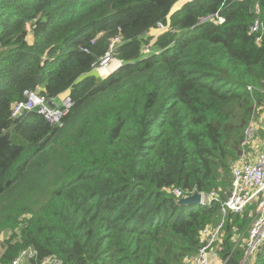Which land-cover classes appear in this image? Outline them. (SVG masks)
<instances>
[{
  "label": "trees",
  "instance_id": "1",
  "mask_svg": "<svg viewBox=\"0 0 264 264\" xmlns=\"http://www.w3.org/2000/svg\"><path fill=\"white\" fill-rule=\"evenodd\" d=\"M177 1L0 0V264L28 247L27 264H185L219 224L264 113V27L250 32L264 0ZM118 36L122 64L101 77ZM26 89L71 96L61 126L12 116ZM174 188L218 200L178 205ZM257 209L227 212L213 245L225 264H242ZM246 264H264V245Z\"/></svg>",
  "mask_w": 264,
  "mask_h": 264
},
{
  "label": "built area",
  "instance_id": "2",
  "mask_svg": "<svg viewBox=\"0 0 264 264\" xmlns=\"http://www.w3.org/2000/svg\"><path fill=\"white\" fill-rule=\"evenodd\" d=\"M256 12L260 14V5L256 4ZM216 18L219 22L224 21L219 13L209 14L200 18L199 22H204L208 19ZM161 28H165L161 23ZM264 27V22L258 15L250 26L251 33H258ZM260 36H257L256 40H259ZM121 37H115L111 44L110 49L101 57L100 61L94 64V68L107 67L115 54V51L119 45ZM252 90V86H249ZM24 98L16 102L12 107V116L14 118H20L28 111L36 110L42 114L48 122L53 126H61L63 117L66 116L71 107L74 104L70 95H65L60 103H56V98L47 99L41 95L38 90L26 89L24 91ZM50 101L54 105L50 104ZM257 110L252 115L251 120L244 130V141L242 143V154L233 163V181L230 189V193L227 199L221 202L222 218L219 224L214 228H204L201 234L204 239V243L200 247L197 256L194 260L185 264H225L227 260H224L219 256L218 252L214 249L213 245L218 236L219 230L222 228L225 217L228 211L242 212L245 206L253 201L258 200L257 214L253 218L246 242V255L242 261V264H246L249 257L255 255L264 245V151L257 152L250 151L248 146H255V141L258 138V131L260 123L256 118ZM264 115V113H263ZM177 198H180L183 191L180 188L173 189ZM203 203H211L213 200H218V195L215 191L210 193L203 192ZM37 255V251L33 247H28L12 260L9 264H22L23 261L34 258ZM40 264H61V261L55 257H45L41 260Z\"/></svg>",
  "mask_w": 264,
  "mask_h": 264
},
{
  "label": "rangeland",
  "instance_id": "3",
  "mask_svg": "<svg viewBox=\"0 0 264 264\" xmlns=\"http://www.w3.org/2000/svg\"><path fill=\"white\" fill-rule=\"evenodd\" d=\"M185 1H187V0H178L177 3L174 5L172 11L179 8ZM157 31L159 33V32H161V29H158ZM148 51H150V48L148 49ZM121 64H122V62L116 56H114L111 63L107 67H99L95 70V73L101 77H105L110 72H112L117 67H119ZM57 98H56V103H60L61 101L58 100ZM256 118H257L258 123H260V122L262 123L264 121V115L257 116V114H256ZM259 141H262V143H263L264 137L261 136L260 138H257L258 143H259ZM249 150L254 151L253 148H250ZM9 235H10V233L8 232V230H6L3 234L0 235V255L4 251V243L3 242ZM27 263H28L27 260L22 262V264H27Z\"/></svg>",
  "mask_w": 264,
  "mask_h": 264
},
{
  "label": "water",
  "instance_id": "4",
  "mask_svg": "<svg viewBox=\"0 0 264 264\" xmlns=\"http://www.w3.org/2000/svg\"><path fill=\"white\" fill-rule=\"evenodd\" d=\"M51 105H54L50 101ZM178 205H200L203 203V193L198 189H195L192 193L184 194L176 200Z\"/></svg>",
  "mask_w": 264,
  "mask_h": 264
},
{
  "label": "crops",
  "instance_id": "5",
  "mask_svg": "<svg viewBox=\"0 0 264 264\" xmlns=\"http://www.w3.org/2000/svg\"><path fill=\"white\" fill-rule=\"evenodd\" d=\"M66 94H62V95H60V96H58V100H62L63 99V97L65 96ZM260 128H259V131H260V129L263 127L264 128V126H263V124L260 122ZM259 136V135H258ZM256 150H257V152H261V151H264V141H263V143H262V141L259 143V147H257L256 148Z\"/></svg>",
  "mask_w": 264,
  "mask_h": 264
},
{
  "label": "clouds",
  "instance_id": "6",
  "mask_svg": "<svg viewBox=\"0 0 264 264\" xmlns=\"http://www.w3.org/2000/svg\"><path fill=\"white\" fill-rule=\"evenodd\" d=\"M163 29H165V28H161V31H162Z\"/></svg>",
  "mask_w": 264,
  "mask_h": 264
}]
</instances>
